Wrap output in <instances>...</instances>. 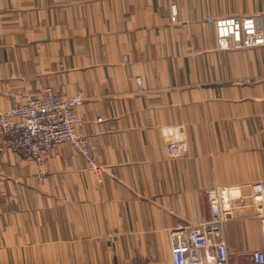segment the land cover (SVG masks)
I'll use <instances>...</instances> for the list:
<instances>
[{"label": "crops", "instance_id": "obj_1", "mask_svg": "<svg viewBox=\"0 0 264 264\" xmlns=\"http://www.w3.org/2000/svg\"><path fill=\"white\" fill-rule=\"evenodd\" d=\"M209 16H255L264 33V0H0V108L13 91L82 92L78 132L100 134L106 169L100 182L61 144L41 179L0 134V264H171L169 229L208 219L218 187L244 197L223 225L231 264H253L264 46L219 49ZM164 125L185 126L188 156L168 157Z\"/></svg>", "mask_w": 264, "mask_h": 264}, {"label": "built area", "instance_id": "obj_2", "mask_svg": "<svg viewBox=\"0 0 264 264\" xmlns=\"http://www.w3.org/2000/svg\"><path fill=\"white\" fill-rule=\"evenodd\" d=\"M176 11L172 12L175 20ZM213 25L218 47L221 50L255 48L264 45V33L259 19L255 16H226L205 19ZM137 89H144L141 77H136ZM13 104L7 109L0 108V134L7 148L15 154L24 155L36 163L39 177L44 179L43 168L46 157L56 145L69 144L95 172L101 182L105 167L98 164L95 150L100 141L99 133L78 132L81 119L76 109L85 97L82 92L65 98L51 88L41 95L11 92ZM99 117L97 122H101ZM166 141L169 158L189 155V141L184 125H164L159 129ZM252 206L261 222V246L253 249L248 258L253 264H264V181L251 183ZM208 219L196 223L180 221L169 229L171 264H231L229 251L223 235V225L233 217L235 201L244 202L231 187H218L208 191ZM134 260L131 264H141ZM144 264H149L145 262Z\"/></svg>", "mask_w": 264, "mask_h": 264}, {"label": "rangeland", "instance_id": "obj_3", "mask_svg": "<svg viewBox=\"0 0 264 264\" xmlns=\"http://www.w3.org/2000/svg\"><path fill=\"white\" fill-rule=\"evenodd\" d=\"M215 33H216V31H215ZM216 36H217V34H216ZM218 43V42H217ZM264 46V45H263ZM92 134V133H91ZM19 155V154H18ZM24 156V155H23ZM26 157V156H25ZM145 262H143V263H141V264H144Z\"/></svg>", "mask_w": 264, "mask_h": 264}]
</instances>
